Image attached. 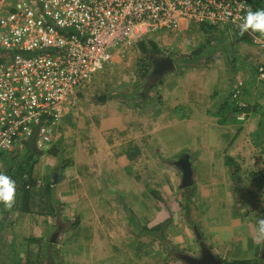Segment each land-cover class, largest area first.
<instances>
[{"label":"rangeland","instance_id":"1","mask_svg":"<svg viewBox=\"0 0 264 264\" xmlns=\"http://www.w3.org/2000/svg\"><path fill=\"white\" fill-rule=\"evenodd\" d=\"M217 30L219 36L235 35L227 27ZM174 35L166 41L161 40L162 35L155 41L163 57L175 60L190 54L207 38L197 27L186 34ZM235 46L221 45L218 56L227 55ZM175 64L173 71L156 78L154 61L153 65L147 63L137 44L129 45L80 93L57 126L53 143L45 150H35L39 156L34 167L38 187L34 189L32 213L19 211L7 223L10 234L0 246V264H126L127 258L132 259V264H182L166 258L151 237L141 238L133 232L124 208L132 207L146 225L169 216L173 222L177 219L186 225L180 203L186 173L194 190L196 207L192 219L200 227L203 223L218 227L222 234L219 245L224 251L219 254L228 259L252 254L253 237L248 235L243 241L238 240L239 229L230 228L239 226L242 218L248 226L256 225L257 232L264 217L258 216L233 190L227 195L224 186H218L219 196L207 189V184H214L206 179L214 166L202 164L200 151L191 146L208 143L216 127L206 130L197 124L193 133L185 126V122L191 123V117L187 116L190 109L185 105V91L179 82L190 70ZM145 68L153 77L147 89L140 78ZM102 94L109 96L105 103L96 99ZM170 118L174 126H169ZM220 135L221 138V131ZM181 153L183 156L175 159ZM248 172H242L246 187L259 196L260 205L264 206V187ZM49 181L56 184L58 200L57 215L51 217L38 214L46 210L39 194ZM151 189L158 191L163 200L154 197ZM213 196L222 197L224 205L213 202ZM244 203L246 216L236 211ZM76 219L79 223L74 225ZM38 224L43 226L41 236L36 232ZM242 231L248 234L247 230ZM39 238L43 240L37 243ZM48 239L55 240V245ZM176 244L199 256L197 244L187 243L186 247ZM137 246L140 255L134 257Z\"/></svg>","mask_w":264,"mask_h":264},{"label":"built area","instance_id":"2","mask_svg":"<svg viewBox=\"0 0 264 264\" xmlns=\"http://www.w3.org/2000/svg\"><path fill=\"white\" fill-rule=\"evenodd\" d=\"M261 8L264 0H0V152L22 153L33 135L35 150L48 148L80 93L129 45L193 27L206 35L202 24L240 32ZM243 34L264 46V35Z\"/></svg>","mask_w":264,"mask_h":264},{"label":"crops","instance_id":"3","mask_svg":"<svg viewBox=\"0 0 264 264\" xmlns=\"http://www.w3.org/2000/svg\"><path fill=\"white\" fill-rule=\"evenodd\" d=\"M168 36L162 37L161 40L166 41ZM211 64V66L209 65L201 70H197L198 68L189 69L190 71L185 73L179 83L185 91V105L190 109V114L187 116L191 117V123L185 122V126L191 132L195 131L197 124H202V127L206 128V130L211 129L212 126L216 127V136L212 135L208 143L199 142L191 147L195 146V149L200 151L202 164L207 163L214 166V171L210 176L206 177L207 180L213 181L214 184L213 186H208L207 184L206 187L208 190H214L213 195L218 194L221 196L217 192L219 191L218 186H224V193L227 195L232 194V190L234 191L230 168L226 163L227 155L233 157L241 165L243 173L247 171L264 172V79L260 78L259 75V68L261 66L264 67V46L255 44L253 40L251 43L239 42L227 55L218 56ZM240 82H242V85H239ZM238 86L240 93L234 96L232 93ZM240 104L251 108L245 120L239 118L240 111L238 106ZM193 116L200 119H192ZM172 118L169 119V126L175 125ZM186 120L190 121L189 119ZM225 128L228 130L225 131ZM220 131L222 132L221 138ZM243 173L241 175L245 182L246 178ZM213 176L216 177L213 178ZM258 182L264 187V184L260 183L259 180ZM244 184L246 186V182ZM219 196H213L211 200L213 202L218 201V206L224 205L222 197ZM240 196L242 197L241 194ZM244 201L251 206L250 202L245 199ZM246 203L243 204L244 206L238 207L236 211L245 215ZM18 212L19 210H6L4 215H2L0 219V246L6 243L10 234L6 229L7 223L12 221V218ZM23 213L30 214L32 212ZM128 223L130 225L129 220ZM185 224L183 226L177 219H174L173 222L172 218V224L169 229L174 235V240L185 245L184 247L187 246V243H190V245L194 243L195 245L196 241L192 229L186 221ZM244 224L241 218L239 226H233L230 229L233 231L234 229L236 231L239 229L238 236L235 235L236 231L234 232V236H237L238 240L243 241V238H248V235L253 237L252 254L247 257H240L249 259L254 257L255 247L258 244L254 241V237L257 235V226L253 224L252 228L248 224ZM42 228L43 226L39 224L36 227V232L40 236L42 235ZM130 228L135 232L131 225ZM217 228L206 223L201 226L207 243L212 244L214 251L224 253L223 248L219 245L222 234ZM242 230H247L248 234ZM135 233L138 234L137 232ZM139 237L143 238L144 236L139 235ZM42 240V238H39L36 242L40 243ZM48 241L53 244L55 242V240L50 241L49 239ZM153 241L155 242L154 238ZM248 245H251L249 240ZM136 251L137 253L134 254V257H139L138 246ZM223 257L226 258V256ZM233 258H237V256L229 257V259ZM126 260V264H132V259L127 258Z\"/></svg>","mask_w":264,"mask_h":264},{"label":"trees","instance_id":"4","mask_svg":"<svg viewBox=\"0 0 264 264\" xmlns=\"http://www.w3.org/2000/svg\"><path fill=\"white\" fill-rule=\"evenodd\" d=\"M201 29L207 35L206 41L190 54L177 57V61L173 58L179 68L183 70L206 68L218 57L221 45H234L239 42L251 43L252 41L249 35L242 34L239 31H235L234 36H219V32L215 27L202 24ZM137 46L143 53L147 63L151 65H153L154 58L163 57L161 49L153 39H142L137 42ZM148 72V69L145 68L140 77L144 83L143 87L146 89L149 88V80L152 78V75ZM144 95L142 94V96ZM108 98L109 96L107 94L97 95L96 97L100 103H105ZM243 110L248 113L251 111V108L245 107ZM182 156L183 153L178 154L175 159H180ZM38 159L39 156L35 152V149L29 147H26L22 153L0 152V161L3 166V169L0 171L5 172L16 181L15 202L11 209H6L3 204H0V219L6 210L17 209L21 212H32V201L35 196L34 189L38 187L37 180L34 178V167ZM226 163L230 168L234 191L240 193L246 201L250 202L251 206L257 212V215L263 218L264 206L260 205L258 197L253 190L245 186L241 175V165L233 157L228 155L226 156ZM249 176L253 180H259L260 183L264 184V172L251 171L249 172ZM189 178L190 176L186 173L182 179L183 191L181 193L182 198L180 203L183 205L185 211L183 218L192 229L196 244L200 250L199 256H194L172 240L169 234V227L172 224L171 216L153 226H148L139 220L132 207L127 206L124 209L127 211L128 220L134 231L140 236H149L152 240L154 238L155 242L163 250L166 258L171 261H179L182 264H264V243L262 245L260 243L256 245L254 257L249 259L225 258L221 254L216 253L212 245L207 243L200 225L192 219V213L196 206L194 207V190L189 184ZM42 190L43 192L39 196L42 197L41 203L45 205L43 207L46 210L38 211V214L57 215L58 200L56 199V184L49 181L42 187ZM150 193L154 197L163 200V197L155 189H151ZM78 223L79 221L76 219L74 225Z\"/></svg>","mask_w":264,"mask_h":264},{"label":"clouds","instance_id":"5","mask_svg":"<svg viewBox=\"0 0 264 264\" xmlns=\"http://www.w3.org/2000/svg\"><path fill=\"white\" fill-rule=\"evenodd\" d=\"M240 32H258L264 35V9L255 11L248 10L243 22L239 25ZM16 197V181L0 171V204L6 209H11ZM256 243H264V220H261L257 230V235L254 237Z\"/></svg>","mask_w":264,"mask_h":264},{"label":"water","instance_id":"6","mask_svg":"<svg viewBox=\"0 0 264 264\" xmlns=\"http://www.w3.org/2000/svg\"><path fill=\"white\" fill-rule=\"evenodd\" d=\"M154 66L155 68H154L153 76H155L156 78H159L163 74L173 71L176 67V64L171 57H160V58L154 59ZM34 137L35 135L32 136V138L30 139L28 143L31 149H35L34 148Z\"/></svg>","mask_w":264,"mask_h":264},{"label":"flooded vegetation","instance_id":"7","mask_svg":"<svg viewBox=\"0 0 264 264\" xmlns=\"http://www.w3.org/2000/svg\"><path fill=\"white\" fill-rule=\"evenodd\" d=\"M155 77V76H154ZM153 78V77H152Z\"/></svg>","mask_w":264,"mask_h":264}]
</instances>
